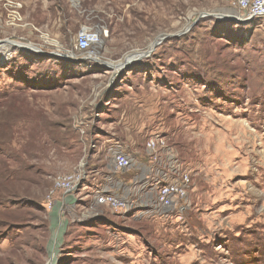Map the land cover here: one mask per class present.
<instances>
[{
	"label": "rangeland",
	"instance_id": "374dc122",
	"mask_svg": "<svg viewBox=\"0 0 264 264\" xmlns=\"http://www.w3.org/2000/svg\"><path fill=\"white\" fill-rule=\"evenodd\" d=\"M235 1L0 3V264H264V16ZM90 24L108 34L84 57ZM150 137L189 174L187 212L97 205L115 146Z\"/></svg>",
	"mask_w": 264,
	"mask_h": 264
},
{
	"label": "built area",
	"instance_id": "2783aa9c",
	"mask_svg": "<svg viewBox=\"0 0 264 264\" xmlns=\"http://www.w3.org/2000/svg\"><path fill=\"white\" fill-rule=\"evenodd\" d=\"M0 3L5 8L11 4L20 5L18 1L13 0H0ZM235 7L247 17L264 16V0H236ZM107 34L106 28L91 24L84 25L75 36V51L84 57H91ZM65 51L67 58L74 57L75 53L72 49ZM162 145L163 141L160 137L148 138L145 142L143 159L140 160L134 155L123 152L117 145L111 157L110 172L106 175L109 184L101 186L98 190L99 192L95 196L96 204L122 213L131 209L136 211L138 207H151L155 215L165 217L173 210L180 214L186 211L185 209L189 207L186 199L190 183L189 174L179 167L170 152L165 153V156L160 153L159 147H163ZM115 174L122 179L121 189L128 187L126 184L135 181L139 176L147 180L142 197L145 201L140 202L137 199V193L135 200L129 199L126 195L132 191L128 188L120 194L112 190L109 185ZM83 178V169L79 167L70 172L56 175L53 178L52 187L48 191V204L51 203L53 196L58 191L62 194H70L82 183Z\"/></svg>",
	"mask_w": 264,
	"mask_h": 264
},
{
	"label": "crops",
	"instance_id": "0c3cea01",
	"mask_svg": "<svg viewBox=\"0 0 264 264\" xmlns=\"http://www.w3.org/2000/svg\"><path fill=\"white\" fill-rule=\"evenodd\" d=\"M17 1H19V0H17ZM24 4H25V16H27V15H29V11H31V10H33V8L32 7H29V4L30 3H32V0H21ZM38 2H40V0H37ZM40 6V5H39ZM38 8V7H37ZM34 11V10H33ZM37 23L39 24V29H38V31L40 32V7L37 9ZM43 19H45L46 21H44L45 22V28H44V30L45 31H47V32H50L51 30L49 29V28H51V27H49V26H53V25H55V21L54 20H52V19H50V16H49V14H44V17H43ZM47 27H49V28H47ZM44 35H46V34H44ZM117 146V145H116ZM115 146V147H116ZM138 160H140V159H143V158H141V155H140V158H138V157H136ZM122 179H120V177H119V175H114V176H112V179L110 180L111 181V183H110V185H109V187L112 189V190H114V191H116L118 194H120V193H122V192H124V190H126L127 188L128 189H130L131 191H132V193L133 194H138V196H137V199L138 200H140V202H143V201H145V199L144 198H142L143 197V195H144V190H145V185L147 184V180H144L142 177H138L135 181H132V182H130V183H124V184H126L128 187H124V188H122L120 191L118 190L119 189V187H120V184L121 183H123L122 181H121ZM138 188V189H137ZM186 199H187V197H186ZM149 204H151V202L149 201ZM190 206V205H189ZM144 207V206H143ZM143 207H141V208H137L136 209V215H138V213L140 214L142 211H145L146 213H149V214H151L153 217L155 216V214L153 213V210L151 209V207H145V208H143ZM141 209H143V210H141ZM186 210H188V209H186ZM187 212V211H186ZM185 212V213H186ZM134 214V215H135ZM183 214V213H182ZM181 214L180 213H177L176 211H171V213L168 215L169 217H173V216H180ZM167 216V217H168ZM165 217V216H164Z\"/></svg>",
	"mask_w": 264,
	"mask_h": 264
},
{
	"label": "water",
	"instance_id": "95a60500",
	"mask_svg": "<svg viewBox=\"0 0 264 264\" xmlns=\"http://www.w3.org/2000/svg\"><path fill=\"white\" fill-rule=\"evenodd\" d=\"M56 55H58V56H60V57H62V58H64V59H66L67 58V56L65 55V54H62V53H57Z\"/></svg>",
	"mask_w": 264,
	"mask_h": 264
},
{
	"label": "trees",
	"instance_id": "16d2710c",
	"mask_svg": "<svg viewBox=\"0 0 264 264\" xmlns=\"http://www.w3.org/2000/svg\"><path fill=\"white\" fill-rule=\"evenodd\" d=\"M143 156H144V150H143V152L141 153V158H143Z\"/></svg>",
	"mask_w": 264,
	"mask_h": 264
},
{
	"label": "bare ground",
	"instance_id": "6f19581e",
	"mask_svg": "<svg viewBox=\"0 0 264 264\" xmlns=\"http://www.w3.org/2000/svg\"><path fill=\"white\" fill-rule=\"evenodd\" d=\"M22 46H24V45H22ZM26 46V45H25ZM27 47V46H26Z\"/></svg>",
	"mask_w": 264,
	"mask_h": 264
}]
</instances>
